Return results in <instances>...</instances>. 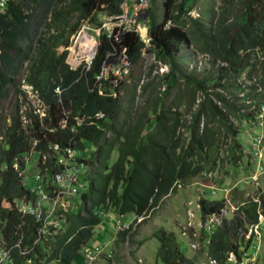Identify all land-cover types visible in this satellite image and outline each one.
Instances as JSON below:
<instances>
[{
  "label": "trees",
  "instance_id": "1",
  "mask_svg": "<svg viewBox=\"0 0 264 264\" xmlns=\"http://www.w3.org/2000/svg\"><path fill=\"white\" fill-rule=\"evenodd\" d=\"M161 1V21L148 11V51L170 70L161 78V96L142 112L133 110L132 103L123 107L116 88L96 79L114 46L125 47L131 66L138 65L145 44L136 34L125 33L115 44L101 31L89 67L82 63L71 69L67 61L81 22L100 28L99 15H119L122 0H8L0 13V264H71L102 214L112 210L118 217H145L180 182L213 170L223 146L227 156L237 152L234 121L253 125L264 101V0H209L204 24L189 16L204 0ZM183 46H194L208 58L210 68L200 78L183 76L169 62ZM21 86L36 94L44 116L34 114ZM172 89L176 94L170 99ZM9 97L14 103L7 118L3 102ZM23 104L28 109L24 115ZM186 111L190 121L183 118ZM98 113L103 117L97 118ZM67 148L79 152L78 161L95 167L86 190L72 201L65 227L51 230L40 242L41 222L16 208L17 202L31 204L36 198L20 174L23 157L33 152L40 175L51 176L62 170L58 160ZM115 148L118 159L112 165ZM197 204L202 223L226 208L224 200L204 197ZM263 209L264 194L238 205L232 219H223L210 236L207 257L217 264H225L230 253L240 259V248L246 250L253 237L244 243L246 229L258 223ZM130 229L118 231V242L141 245L127 238ZM146 239L159 244L153 264H195L172 232L160 228Z\"/></svg>",
  "mask_w": 264,
  "mask_h": 264
},
{
  "label": "rangeland",
  "instance_id": "2",
  "mask_svg": "<svg viewBox=\"0 0 264 264\" xmlns=\"http://www.w3.org/2000/svg\"><path fill=\"white\" fill-rule=\"evenodd\" d=\"M179 1L180 0H178L177 3H179ZM161 2V0H150L149 11H152V13L155 15V17L157 18V22L161 21V17L163 15V7ZM208 9L209 0L198 2L189 13V16L193 19L200 20V24H204L203 15ZM150 14L151 13H149V17ZM106 20V17L99 15V23L102 22L101 24L105 25L107 23ZM86 27V22H81L76 35L74 36V38H72V44L68 48L67 61L73 69L79 67L82 63H85L87 61L90 52L89 48L93 46V40L87 35L95 36L96 33L92 30H88ZM89 27L93 28L92 26ZM168 27L169 25L166 26V28ZM107 61H109L110 66L113 65L111 60ZM174 62L175 68L180 69L183 76L190 79L200 78L202 72H205L210 68L208 58L205 55L199 53L194 46H183L180 53L175 56ZM117 66L120 67L122 75H118V81L115 88L117 94H119V96L121 97V103L123 107H127L132 103L133 105L131 108L133 110L142 112L144 109L150 107V104L151 102H153L154 98L161 96L159 92H163L165 88V83H162L161 78L164 74L169 72V65H166L163 61H158L151 53L144 52L140 64L133 67L130 66L126 71L123 69L124 66L120 63V61H118ZM182 82L183 80L178 81V86H180ZM21 89L25 91L29 90L28 86H21ZM155 91L157 92V95L154 94ZM175 94L176 89H172L170 99H172V96ZM200 98L201 94H198L197 101H199ZM27 100L31 105V109L34 111V113L36 112L35 114H43L44 108L40 105L38 97L36 95L28 93ZM13 103L14 99L12 97H9L8 100L3 102L4 114L7 118L10 111L12 110ZM184 104L187 105L186 101L184 102ZM27 111V104H23L20 113L24 115ZM181 111H184V109L182 108ZM149 116L151 115L149 114ZM190 116V114H186V116L184 115L183 118L188 120ZM253 123L254 124L251 125L249 122L242 121L238 123L237 121H234V129L236 131L235 135L237 136L236 138L238 139L240 148L242 150V156L239 157L238 161L235 162L227 159V147L223 146L221 149H219V157L215 161V170L212 173H207L202 177L200 176V178H194L191 180L180 182V184L177 186L176 192L164 199L160 203V207L151 212L150 217L145 220L144 224H138L135 220L132 221L133 224L131 226V231L129 232L127 238H131L133 241L138 242L140 240H143V238L148 237L151 234L152 230L154 231L159 228H165L166 230L171 231H182L183 227H185L186 224L189 225L191 224V222H193V230L196 229V234L200 235L199 238L195 237L196 241L193 242L195 244H200L197 250H194V252L197 253L194 262L198 264H209L207 258L204 255L201 256L200 250H203L204 248L202 247L204 246L202 242L204 241V236H206L205 239L208 236L206 230L209 229V231H212L215 224H213L214 222L209 221L205 230V225L201 224V222H197L199 221V210L196 208L198 199L200 197H204L214 200H224L226 207L228 206V208H226V212L229 210V216L227 215L229 218L230 216L234 215L236 206L238 204H241L245 199L252 197L254 194L255 195L253 198L259 199L260 195L264 194V170L262 171L261 169V172L259 171V174L261 175L258 177V182L256 178L253 179L255 183L252 182L248 177L242 179L241 174L244 173V170H239L240 166H242L243 168L249 167L250 164L245 165L247 159L250 160L252 166L256 164V161L261 162L264 160V138H261L262 142L257 146H255L254 142V138L257 137V134L262 133L261 129L264 128V126L261 127L256 119ZM181 131L184 132V129H181ZM108 136L109 134L106 136V138H108ZM228 146H232L231 139L228 140ZM245 151H247L248 153H252V155L246 154ZM30 153L31 154L23 157L25 173L23 172L22 175L26 184H32L33 182L36 183L35 175L38 174L37 156L33 155V152ZM112 153L114 156H116V148ZM112 159L114 160V157H112ZM87 170H89V167ZM234 170L236 171V173H234ZM251 172H253V170ZM86 173H88V171ZM81 174H85V172ZM247 174L249 175L248 172ZM45 175L47 174L45 173ZM80 177L82 178H80V184L85 186L86 188V185H89V177H87L86 174L85 177H87V180H84L85 178L82 177V175H80ZM230 184L231 186H229ZM31 186L33 187L34 183ZM209 187H212V193H208V191L210 192ZM215 188L218 189L216 195L213 193V189ZM73 197L74 196L69 198V203L71 202ZM42 206L45 208V210H47L50 207V203H42ZM188 212L193 214V219L191 218L192 221H188ZM225 217L226 215L224 216V218ZM116 219L119 220V218ZM121 221H124L125 223L128 222V220L125 221L122 219ZM102 224H105V222H102ZM119 224L124 227L126 226L122 225L121 223ZM252 233L253 237L251 238L250 232H247V237L245 236L244 239L245 242L249 239L248 236L251 238V241H255L254 232ZM258 236V242L256 243L257 250L255 251L257 254H255V256L257 258L254 264H264V221H262V223L260 224ZM178 240L183 246V252L186 254L189 251L188 246L185 245L186 243L183 242V238L180 237V235H178ZM154 242L155 243L153 244L151 241H146L145 250L147 253H150L153 249V245L155 246V244H157L156 241ZM133 246L134 245H131L128 241L123 243H117L115 241L113 252H115L116 255L113 252L108 253V255H106L105 252L101 253L100 255H98L100 261L96 260L94 262L93 259L90 264H135L134 259L130 257V252H135V247ZM116 256L120 259V263H117L115 261Z\"/></svg>",
  "mask_w": 264,
  "mask_h": 264
},
{
  "label": "built area",
  "instance_id": "3",
  "mask_svg": "<svg viewBox=\"0 0 264 264\" xmlns=\"http://www.w3.org/2000/svg\"><path fill=\"white\" fill-rule=\"evenodd\" d=\"M8 0H0V13L5 12V7ZM120 14L115 17L107 18V23L102 25L100 28L95 29L97 37L100 32L103 31L107 39L110 42H115V44H120L123 40L125 33H134L139 37V40L145 44V49L142 51L148 52L149 48V36H148V11L150 9L149 0H122L120 4ZM87 35V34H86ZM93 40V47L90 49V55L85 62L86 67H89L92 58L94 57L96 49V38L93 35H87ZM91 47V46H89ZM113 63L112 66L109 65V61ZM118 61L123 64V69L126 71L130 66V62L126 53V48L123 46H114L112 51L109 52L105 61L102 65L100 74L96 77L98 80H108L112 86V89H115L116 83L118 81V75H122L120 67L117 66ZM70 65V64H69ZM71 67V66H70ZM132 67V66H131ZM71 69H73L71 67ZM112 76V80L108 76ZM27 94L32 92V89L28 87ZM40 103V102H39ZM42 106V104L40 103ZM36 113V112H35ZM34 113V114H35ZM38 114V113H37ZM40 115V114H39ZM44 116V113L41 115ZM97 118H102L103 114L99 113L96 115ZM256 120L259 122V125L264 126V101L260 104ZM62 127L65 126V120L63 119ZM263 138L262 135H259L254 138L255 146L259 145ZM52 149L57 151V146H53ZM79 152L73 148H67L64 151V155L59 158L58 164L62 167L60 172H56L51 176L48 175H35L36 183L31 189V192L35 194L36 198L34 203H27L25 201L17 202L16 208L22 214L33 215L37 221H40L42 224V229L38 233V240H46V237L50 234L51 230H60L63 227V224L66 220V213L70 208L69 198L72 196H77L80 194L82 185L80 184V175L79 173L86 169L84 162H78ZM44 159V157H43ZM13 168L19 171V164L14 163ZM24 171H20L22 175ZM42 203H50V207L45 210L42 206ZM61 211L62 213H59ZM217 222L218 219H215L213 216L207 219V223ZM189 226V225H188ZM100 253V248L90 249L84 255V264H89V262ZM243 255L246 253L243 251ZM254 258L240 259L237 264H253ZM210 264H216L214 261H211Z\"/></svg>",
  "mask_w": 264,
  "mask_h": 264
},
{
  "label": "crops",
  "instance_id": "4",
  "mask_svg": "<svg viewBox=\"0 0 264 264\" xmlns=\"http://www.w3.org/2000/svg\"><path fill=\"white\" fill-rule=\"evenodd\" d=\"M150 1V0H149ZM181 1V0H180ZM179 1V2H180ZM151 15V14H150ZM153 17L155 18V19H157L156 17H155V15L153 14ZM162 18V17H161ZM106 19H107V17H106ZM151 21V18L150 17H148V20H147V22L149 23ZM86 24H87V29L88 30H92V31H94L95 29H98V28H96V27H93V28H90L89 26H91L90 24H88L87 22H86ZM102 26V25H101ZM101 33V32H100ZM100 35V34H99ZM95 38H96V41L98 40V37H97V35L95 34ZM139 38V37H138ZM98 43V42H97ZM96 47H97V45H96ZM95 52H96V49H95ZM148 53H151V52H149L148 51ZM152 54V53H151ZM153 55V54H152ZM154 56V55H153ZM142 60V59H141ZM141 62V61H140ZM140 62L138 63V64H140ZM169 62L170 63H172V66H174L175 67V62H174V59H171V60H169ZM133 67V66H132ZM76 69V68H75ZM164 76V75H163ZM163 76H162V78H163ZM162 81V80H161ZM162 83H164V81H162ZM154 94L155 95H157V92L155 91L154 92ZM155 99V98H154ZM182 109V108H181ZM183 109H184V107H183ZM185 112V110L184 111H181V113H184ZM186 114H190L191 116L188 118V121H190L191 119H192V114H191V112H189V111H186ZM186 114H185V116H186ZM243 122H245V121H243ZM262 130V133H259V134H257V136H259V135H262L263 136V138H264V128H262L261 129ZM237 137V136H236ZM238 145H239V148L237 149V152L234 154V155H229V156H227V154H226V157H227V159H229L230 161H238V159H239V157H241L242 156V154H241V152H242V150H241V148H240V144H239V141H238ZM245 153L246 154H248V155H252V153H248L247 151H245ZM254 156V155H253ZM112 157H114V160L112 159ZM118 157V149H116V156H114L113 155V153H111V156H110V159H111V164L112 165H115V163L117 162V158ZM219 157V151L215 154V158H214V161H216L217 160V158ZM246 158H247V155H246ZM248 164H250L249 165V167H242V166H240V168H239V170H244V173L243 174H241L242 176H241V178L243 179V178H249L252 182H254L253 181V179H257V182H258V177L261 175V174H259V171L261 172V169H262V171L264 170V160L263 161H259V162H257L256 161V164H254L253 166H252V163L250 162V160H248L247 159V161H246V163H245V165H248ZM214 167H215V165H214ZM257 167V168H256ZM215 169L213 168V170H211V171H209V172H206V173H203L202 175H201V177L202 176H204L205 174H207V173H212L213 171H214ZM253 170V172H251ZM24 171V170H23ZM83 172H85V171H82V172H80V175H82V177H84L85 176V174H81V173H83ZM247 172L249 173V175L247 174ZM25 173V172H24ZM234 173H236V171L234 170ZM211 175V174H210ZM194 178H200V175H198V176H195V177H193L192 179H194ZM82 179V178H81ZM189 180H191V179H189ZM264 180V179H263ZM187 181V180H186ZM227 182V181H226ZM34 183V182H33ZM32 183V184H33ZM228 183V182H227ZM255 183V182H254ZM28 184V186H29V188H30V190L32 189V184H30L29 185V183H27ZM180 184V183H179ZM178 184V185H179ZM177 185V186H178ZM256 185H257V183H256ZM229 186H231V184L229 185ZM177 188V187H176ZM209 190H210V192L208 191V193H212V187H209ZM255 190H257V189H255ZM218 191V189H213V193L216 195L217 192ZM176 192V191H175ZM174 194V193H173ZM171 195V194H170ZM170 195H168L167 197H169ZM255 195V194H254ZM254 195L252 196V197H250L251 199H254V201H257L258 199H255V198H253L254 197ZM263 195V194H262ZM262 195H260V197L262 196ZM78 196H80V194L79 195H77V196H74L73 198H72V200H71V202H70V208H69V212L71 211V204H72V201H75L77 198H78ZM167 197H165L164 199H166ZM201 198V197H200ZM199 198V199H200ZM250 198H248V199H250ZM163 199V200H164ZM198 199V200H199ZM207 199H209V200H214V199H211V198H207ZM248 199H245L241 204H238V205H242L246 200H248ZM198 202V201H197ZM237 205V206H238ZM236 206V207H237ZM159 207H160V205H159ZM159 207H157V208H159ZM230 207V206H229ZM196 208L199 210V207H198V204L196 203ZM226 208H228V206L226 207ZM226 208H225V210H223L222 211V213L219 215V216H213L215 219H218V218H220V219H218V221L217 222H215V223H213V224H215L214 225V229L212 230V231H209V229H207L206 230V226H207V222H205V223H202L201 222V218H200V214H199V217H198V220L199 221H197L198 223H200L201 222V224H204L205 225V230L207 231V234H208V236H207V238L205 239V237L206 236H204V241H202L203 242V245L204 246H202V247H204L203 248V250L201 249L200 250V252H201V256L202 255H204L206 258H207V260L209 261V264H210V262L212 261V260H210L208 257H207V251H206V245H208V243H209V239H210V236L212 235V233H213V231L216 229V227L217 226H219L220 224H221V222L223 221V219H226V220H231L232 219V217L234 216V215H232V216H230L229 218H228V214H229V210L226 212ZM156 209V208H155ZM231 209V208H230ZM111 212H113V213H115L114 211H112L111 210ZM199 212V211H198ZM113 213H110V211L108 212V213H106V214H102L101 216H102V221H101V224L94 230V233H93V236L89 239V241L85 244V245H83L82 247H81V249H80V251L78 252V254H77V256L75 257V259L73 260V262L71 263V264H84V255L86 254V252L88 251V250H90V249H95V248H100V253H98V254H96V256L92 259L94 262L97 260V261H100L99 260V256L98 255H100L101 253H106V255H108V253H112L113 252V249H114V247H115V241L118 243V231H120V230H124V229H128V227H130V226H132V221H137V223L138 224H141V223H145V220L148 218V217H150V215H151V212L147 215V216H145V217H137V216H135L134 214H132V213H126L125 215H123L122 217H118L117 215H115V214H113ZM113 214V215H112ZM226 215V217L224 218V216ZM228 215V216H227ZM263 215H264V209H263ZM263 215H260L259 216V218H258V223L257 224H255V225H251V226H248L247 227V229H246V231L247 232H250V234H252V232H254V238H255V241L253 242V241H251L250 243H249V245L247 246V249H246V255L244 256L243 255V251L245 252V249H244V247H243V245H242V247L240 248V251L242 252L241 253V255H240V259H243V258H245V259H248V258H254V261H253V264L255 263V261H256V256H255V254H256V250H257V246H256V243L258 242V235H259V230H260V224L262 223V221H264V216ZM119 218V220H117L116 218ZM193 217V214H191L190 212H188V221L190 220V221H192V218ZM192 218V219H191ZM228 218V219H227ZM121 219L122 220H128V222L127 223H125L124 221H121ZM143 220V221H142ZM207 221V220H206ZM102 222H105V224H102ZM119 223H121L122 225H126L125 227L124 226H121ZM192 224H193V222H191V224H189V226L186 224L185 225V227H183V230L182 231H180V230H178V231H171V230H166L165 228H163L166 232H172L174 235H175V238H176V241H177V243H178V245H179V247H180V250L182 251V253L184 254V256L186 257V258H188V259H191V260H193L194 261V259H195V256H196V254L197 253H195L194 252V250L196 251L197 250V248H198V246L200 245V244H195V243H193V242H195L196 240H195V237H197V238H199L200 237V235L198 234H196V229H194L193 230V226H192ZM213 224H211V225H213ZM111 225H112V227H111ZM130 225V226H129ZM198 225V224H197ZM128 226V227H127ZM201 226V225H200ZM63 227H65V224H64V226ZM123 227V228H122ZM127 227V228H126ZM160 229V228H159ZM192 229V230H191ZM157 230V229H156ZM130 231H131V229H130ZM129 231V232H130ZM155 231V230H154ZM153 230L151 231V234H152V232H154ZM111 234V235H110ZM150 234V235H151ZM247 234V233H246ZM149 235V236H150ZM178 235H180V237H182L183 238V242H185L186 244L185 245H187L188 246V248H189V251L185 254L184 252H183V246H182V244H180V242H179V240H178ZM149 236L148 237H146V238H149ZM244 236V235H243ZM246 236V235H245ZM247 237V236H246ZM250 237H251V235H250ZM249 236H248V238H250ZM115 238H116V240H115ZM146 238H143V240L144 239H146ZM247 238V239H248ZM131 239V238H130ZM244 239H245V237H244ZM143 240H140V241H142V244L141 245H139V246H136V245H134L133 247H135V252H130V257H132L133 259H134V263L135 264H153L155 261H156V250H157V248H158V246H159V244H158V242L156 241V240H154V239H146L145 241H143ZM140 241H138V242H140ZM146 241L148 242V241H151L153 244L155 243L154 241H156L157 242V244H155V246L153 245V249L151 250V252L150 253H147L146 252V250H145V248H146ZM126 242V241H125ZM135 243H137L136 241H134ZM122 243V242H121ZM244 243H245V240H244ZM137 250V251H136ZM109 251V252H108ZM251 252V253H250ZM115 255H116V253L115 252H113ZM151 257H150V256ZM257 255V254H256ZM139 259H138V258ZM197 257H199V256H197ZM199 259V258H198ZM240 259H237L236 258V256L233 254V253H230L229 255H228V258H227V262L225 263V264H237L238 262H239V260ZM91 260V261H92ZM90 261V262H91ZM115 261L117 262V263H120V259L119 258H117V256H116V259H115ZM145 261V262H144ZM90 262H89V264H90ZM216 263V262H215ZM157 264H163V263H161L159 260H157ZM195 264H198V263H195ZM217 264V263H216Z\"/></svg>",
  "mask_w": 264,
  "mask_h": 264
},
{
  "label": "clouds",
  "instance_id": "5",
  "mask_svg": "<svg viewBox=\"0 0 264 264\" xmlns=\"http://www.w3.org/2000/svg\"><path fill=\"white\" fill-rule=\"evenodd\" d=\"M43 113H44V112H43ZM98 114H99V113H98ZM96 115H97V114H96ZM79 157H80V155H78V158H79ZM78 158H77V159H78ZM77 161H78V160H77ZM78 162H84V161H78ZM84 164H85V166H86V169H83V170L85 171L86 176L89 177V175H88L89 171L92 170V172H93V167H95V166L91 167L90 165H86L85 162H84ZM88 167H89V170H87ZM83 170H82V171H83ZM82 171H81V172H82ZM87 171H88V173H86ZM80 178H81V177H80ZM84 187H85V186L82 185V188H81L82 190H81V192H83L84 190H86L87 187H86V188H84ZM81 192H80V193H81ZM68 210H69V209H68Z\"/></svg>",
  "mask_w": 264,
  "mask_h": 264
}]
</instances>
